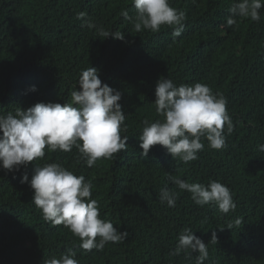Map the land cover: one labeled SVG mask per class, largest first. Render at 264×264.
<instances>
[{
	"label": "trees",
	"instance_id": "16d2710c",
	"mask_svg": "<svg viewBox=\"0 0 264 264\" xmlns=\"http://www.w3.org/2000/svg\"><path fill=\"white\" fill-rule=\"evenodd\" d=\"M238 0H170L186 14L181 36L171 26L136 32L121 15H135L132 0H0V114L37 103L71 101L82 70L94 67L102 84L121 93L126 116V150L100 158L89 168L73 147L30 162L19 171L0 168V264H44L75 252L78 264H196L198 253L170 255L184 228L207 246L204 264H264V6L260 22L237 17L226 26ZM125 40L103 39L82 26L77 14ZM161 78L176 86L202 83L227 99L234 128L226 147L204 149L185 164L160 145L141 157L138 136L155 112V88ZM35 86V91L32 87ZM79 90V89H77ZM62 165L93 184L100 218L128 232L121 243L90 252L63 225H52L32 203L35 166ZM227 186L236 208L221 213L214 203L200 207L169 179ZM177 193L175 207L161 204L159 192ZM239 221V223H237ZM223 229V230H220ZM217 243H211L212 233Z\"/></svg>",
	"mask_w": 264,
	"mask_h": 264
},
{
	"label": "clouds",
	"instance_id": "9594fccd",
	"mask_svg": "<svg viewBox=\"0 0 264 264\" xmlns=\"http://www.w3.org/2000/svg\"><path fill=\"white\" fill-rule=\"evenodd\" d=\"M135 15L129 16L122 10L125 20L134 24L136 32L149 30L159 32L161 26H171L172 36H181L186 14L170 5V0H132ZM264 0H238L229 9L226 26L237 23V17L250 18L260 22ZM85 12L77 14L82 26L96 29L99 37L124 41L120 31H108L85 19ZM79 89V90H77ZM71 92V101L60 103H37L27 110L16 108L14 113L0 114V168L19 171L49 152L60 150L79 152L87 167H93L98 159H112L114 154L126 150L128 136L126 116L119 103L121 93L107 84H102L99 72L94 67L81 71L78 88ZM35 91V86L32 87ZM155 112L162 119L150 122L145 119L138 136L141 157H147L155 145L163 146L173 159L179 158L185 164L198 159L204 149L202 138L213 150L226 147V135L231 134L234 125L226 110L227 99L214 94L202 83L176 86L171 79L161 78L155 88ZM264 152V145L259 146ZM171 183L179 190L190 194L192 201L204 207L214 203L221 213L234 211L230 189L218 180L207 185L189 183L170 176ZM21 183L29 184L33 190L32 203L42 212L43 219L52 225H63L80 239L79 247L86 252L102 250L109 242L118 244L128 237L113 223L100 218L98 201L92 199L93 184L83 175H75L57 163L35 166L31 180L25 175ZM177 193L165 187L159 192L160 203L175 207ZM239 223V221H237ZM223 230V229H220ZM211 243H217L212 233ZM198 253L196 264L208 259V246L190 228H184L178 236V243L170 255ZM75 252L53 257L44 264H78Z\"/></svg>",
	"mask_w": 264,
	"mask_h": 264
}]
</instances>
